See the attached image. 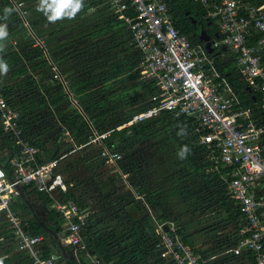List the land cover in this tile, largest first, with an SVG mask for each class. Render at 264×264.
I'll list each match as a JSON object with an SVG mask.
<instances>
[{
  "label": "built area",
  "instance_id": "built-area-1",
  "mask_svg": "<svg viewBox=\"0 0 264 264\" xmlns=\"http://www.w3.org/2000/svg\"><path fill=\"white\" fill-rule=\"evenodd\" d=\"M192 1L215 28V37L207 38L209 51L204 42L191 43L172 25L163 0H104L136 50L139 77L152 89L148 105L132 114L127 124L162 110L190 118L195 143L212 162L227 209L221 212L223 225L215 230L216 243L210 251L193 246L184 234L182 239L174 215L166 212L167 218H157L147 204L144 228L158 258L173 264H207L218 249L219 254L264 264V0ZM19 5L20 1L14 3ZM218 64L233 67L242 81L239 90L245 91L244 102ZM9 88L0 83V129L13 137L12 154L5 160L8 174L0 163V229L7 230L5 242L21 252L28 264H64L53 251L41 254L42 236L30 233L24 216L9 208L18 196L15 185H30L51 199L48 208L62 219L58 239L68 246L76 264H111L87 254L82 244L81 227L89 210L64 195L67 185L58 163L67 153L37 158L40 149L19 135L14 122L17 116L29 115L19 98L4 96ZM104 135L93 133L86 143ZM39 143L45 145V140ZM1 151L2 157L10 154L5 148ZM98 156L105 163L120 159L118 152L105 148ZM133 198L141 196L134 193Z\"/></svg>",
  "mask_w": 264,
  "mask_h": 264
},
{
  "label": "trees",
  "instance_id": "trees-1",
  "mask_svg": "<svg viewBox=\"0 0 264 264\" xmlns=\"http://www.w3.org/2000/svg\"><path fill=\"white\" fill-rule=\"evenodd\" d=\"M18 1H20L21 5L15 7L14 3ZM163 1L167 6L172 25L179 32L186 35L191 43H195L197 40H199V34L195 31L194 24L188 18V15L190 14L194 15L195 19L198 20L207 38L215 37L214 26L210 24L208 20L202 18L201 9L197 3L193 2L192 0ZM39 3V0H0V4H2L0 5V8L2 9V11H0V24L6 25L8 32L7 38L0 41V43H8L10 47L16 46L15 48H17V45H19L21 50L20 55L24 59L28 58L32 53L40 51V46H42V44H46L48 41H52L55 35L61 30L58 28L55 31L51 30L42 34L43 31L37 28L40 20L37 17L39 14L36 13L35 9L39 8ZM5 9L12 10L7 14V16L10 15V17L6 16ZM82 12L87 13L86 16H90V14L95 13L97 16L99 15L96 17V19H92L89 27H87L86 30H92L101 27L110 29L113 25H116L117 27L110 31V34L115 40L118 35L122 37V39L124 37L123 40L120 39L117 42V46L122 47L125 41L128 39V36L125 37V29L118 25V21L110 14V11L108 10L104 0H84L82 11L80 13ZM34 41L36 42V45H33L30 48L29 44ZM38 42L42 44L40 45ZM128 57L129 54L127 53L125 55V61L122 62V64H124L126 67L133 65L131 61L127 60ZM15 59L17 60L21 58L18 56ZM130 70L128 71V69H123L118 66V72L126 71V73H123L122 76L118 77L117 82L119 84H124L126 87H128L138 83V68L131 71ZM219 70L221 71V74H225L229 84L234 87L237 97L244 102L246 97L244 94L245 91L243 89L239 90V87L242 86V81L236 75L233 67L230 64H226V66L223 67L219 65ZM80 80L81 79L78 78L74 79L73 81H66V79L63 78L67 92L63 90L64 85H62V87L59 80L57 78L53 79V77L50 75L47 78L41 77L40 74L36 75V77L31 76L29 82L22 86L23 88H44L47 84L56 82V92L59 90L57 94L49 95L47 91H45L46 99H44V96H41L44 101L43 107L45 111L49 113H51V105H55L61 100L67 101V116L63 114V108L65 107L59 108L56 111V116L58 117V121L56 122L59 124V128L55 130L53 137V151L46 143L49 139L48 131H45L43 125L36 121L35 116L31 117V115L27 113V115H29L28 118H26V116H17L15 118V125L20 130L19 135L24 137V139L29 144H32L40 149V152L36 154L37 158H40L41 156H49L54 158L60 155V153H67V150H76L78 148L92 145L96 147L94 156H96L99 163L106 164L105 162L101 161L98 156L99 151L102 148H105L108 151H115L119 153L120 159L116 160L115 164L120 171L124 170V166L121 163L122 161H126L128 165L134 170V163L132 161L131 155L129 154L130 149H132L134 145L140 141L146 132L160 126H164L168 132H170L173 142L182 150V153L184 154L183 156L187 158L185 160L190 162L191 176L194 174L193 179L194 182L197 183L198 189L203 195L202 202L206 203L205 208L214 210L217 207L215 210L217 213H221L223 209L227 210L224 203V194L221 186L219 185V178L217 174L212 171V162L207 159L205 153L201 150V146L195 143V137H193L192 132V120L190 118L185 117L184 115L173 116L170 112L162 110L154 116L125 124L131 118L132 114L138 112L148 105L145 101V104L141 107V109L121 117V119H119V121H117L115 124L106 128L95 127V123H92L91 120L98 116H102L109 111L107 108H99L98 104L100 100L96 99L92 95H87L85 97L72 95V100L70 99L69 94H72V87ZM144 88L145 99H147V96L149 93H151L152 89H150L146 84ZM9 89V92H3L4 96L6 98L8 96L10 97V95L12 97H16L17 94L11 91V87ZM16 104L17 103H15V105ZM120 125L122 126L116 128V126ZM64 132H67V135H65ZM102 132L105 133L103 138L97 139L92 143H86L89 138L92 137L93 133L98 134ZM30 134H35L36 136L31 137L29 136ZM63 136L70 138L71 142L66 144L67 149L65 151L60 152L58 144L61 143ZM39 139H44L45 145L40 144ZM12 140L13 137L10 135V133H3L0 129V150L5 148L10 152V154L6 156H0V163L7 174L9 171L6 169L5 160L9 155L12 154ZM58 170L61 172L59 167ZM136 170L137 169H135V172ZM136 175L140 177L138 173H136ZM139 182L140 183L138 185H132V190L134 193H136V195L141 196V199L132 198L127 201V203L122 201L120 202V200H111L102 204L96 209L88 207L86 204L74 198L73 194L70 192L67 182H65L67 187L64 195L67 196V198H72L75 204L80 208H86L89 210L88 215L85 217L84 224L81 227L82 244L87 254L94 255L101 260L110 262L111 264H173L169 259L158 258L157 249L154 247V243L149 240L144 228V223L146 220V215L144 214L145 204L151 207L152 213L157 218H167V211L163 209L159 199H157L159 196L156 195V193H150L148 191L146 182L142 180V178H139ZM20 189L22 194L28 199L31 205L32 201L30 196H36L40 206L42 207V210L44 211V217L42 218L35 210L37 216L48 228L53 230L59 238L60 230L62 228L60 222H62V219L52 209L48 208L51 199L45 194L35 192L30 185H20ZM9 208L16 212L19 209L24 210L23 216L26 220L25 228L32 234L38 233L42 236L40 248L41 254L43 256H46L52 250H54L55 254L58 255L52 237L40 229L36 222L30 217L26 206L18 196L10 201ZM110 209H113V212L111 213L113 222L114 220L121 222L123 226L122 230H110L112 226L110 227L109 225L102 224L104 221V214H106ZM132 211L138 212V218H134L131 215ZM115 224L113 227H115ZM180 229L179 235L182 237V239H184V232L181 227ZM7 236V230L0 229V238L5 239ZM6 243L13 247L11 243ZM63 248L67 253L69 263L76 264L72 259L68 246L63 245ZM78 253L80 257L83 252L79 251ZM21 254L16 251V253L5 256L4 258L0 259V264H9L12 260L16 259L17 256H19L20 260H24L26 262V258H22ZM80 259L82 260V258Z\"/></svg>",
  "mask_w": 264,
  "mask_h": 264
},
{
  "label": "rangeland",
  "instance_id": "rangeland-1",
  "mask_svg": "<svg viewBox=\"0 0 264 264\" xmlns=\"http://www.w3.org/2000/svg\"><path fill=\"white\" fill-rule=\"evenodd\" d=\"M38 9H35L40 20L37 28L43 31L42 34L51 30L55 31L58 28L61 30L52 41H48L46 44L38 42V44H42L41 50L32 53L26 59L21 57L19 45L15 48L16 46L10 47L8 43H0L2 46L0 47V60L7 63L9 69L6 74H0V83L10 86L11 91L17 94L16 98H19L23 111L29 113L31 117L35 116L36 121L43 125L45 131H48L49 139L46 143L52 151L54 150L55 130L59 128V124L56 122L58 121L56 111L65 107L63 114L67 116V101L61 100L55 105H51V113L45 111L41 96L46 99L45 91L49 95L57 94L59 91L56 92L57 83L52 82L44 88H23L22 86L29 82L31 76L36 77L40 74L41 77L47 78L50 75L53 79L60 78L61 83L63 78L66 81L80 78L81 80L71 89L70 99L72 100V95L79 97L92 95L100 100L99 108H107L109 111L91 120L92 123H95V127L106 128L115 124L121 117L141 109L146 101L144 80L138 76V83L128 87L117 82L118 77L127 71L118 72V66L128 69V71L137 69L138 59L136 50L128 39L122 47L117 46V42L120 39L123 40L124 37L122 39L118 35L116 40L112 37L110 31L114 30L116 25H111L110 29L101 27L86 30L92 19H96L99 15L97 16L95 13L86 16L87 13H80L81 9L74 18L65 17L53 22L43 11ZM0 11H2L1 8ZM188 18L199 34L202 27L198 20L192 14L188 15ZM29 45L31 48L36 45V42H31ZM127 53L129 54L127 60L133 63L129 67L122 64ZM18 56L21 59L16 60L15 58ZM61 83V86L64 85V81ZM63 90L67 92L65 85ZM121 126H116V128ZM70 142V138L63 136L61 143L58 144L60 152L65 151L66 144ZM95 150L96 147L92 145L76 150H67L66 156L58 163L73 197L88 207L96 209L111 200L127 203V191L132 190V185H138L139 178H142L148 186V191L159 196L157 199L163 209L169 214L177 216L176 222L178 216L186 219L181 224L177 222L182 227L185 237L190 236L193 231L205 234L222 227V216L217 215L213 209L205 208L206 203L202 202L203 195L199 191L197 183L194 182V174L191 176L190 162L185 160L187 158L173 142L166 127L160 126L149 130L130 149L129 154L132 157L134 168L137 169L136 172L126 161H122L124 166L122 172L126 174L113 177L115 168L111 164L99 163L94 156ZM2 153L0 150V154ZM30 199L32 207L43 218L44 211L36 196H30ZM17 212L21 216L24 215L23 209H19ZM112 212L113 209H110L104 214L102 224L112 226L110 230L120 231L123 226L117 220L113 222ZM131 215L134 218L139 216L137 211H132ZM114 224L115 227H113ZM60 225L62 226V222ZM12 253L16 252L11 245L0 243V255L8 256ZM19 263L23 264L17 256L9 264Z\"/></svg>",
  "mask_w": 264,
  "mask_h": 264
},
{
  "label": "crops",
  "instance_id": "crops-1",
  "mask_svg": "<svg viewBox=\"0 0 264 264\" xmlns=\"http://www.w3.org/2000/svg\"><path fill=\"white\" fill-rule=\"evenodd\" d=\"M106 164H111L115 168L114 175H112L113 177H117L118 175L123 176L126 174L125 172H122L117 168L115 162L114 163H106ZM109 171H111V170H109ZM133 195H134V191L129 189L127 191L128 201L133 198ZM216 208L214 210H216ZM217 215L222 216V213H217ZM176 217L177 216L175 215V218ZM184 220H186V219L184 217H181V216H178V218H177V222L179 224H181V222ZM209 223H211V221H209ZM214 232H215V230L211 231L210 233L206 232L205 234H203L201 232H194L193 231V233H191L190 236H186V240H188L189 243H191L195 247L206 248V250L210 251L211 246L215 245V243H216L215 237H214V234H215ZM5 239L0 238V243L6 244ZM14 251H15V249H14ZM52 251L54 252V250H52ZM18 253L21 254V252H18ZM214 255H216V257L213 258L211 261H208L207 264H250V262H248L247 259L245 260V258H233L227 254H219V249L214 251ZM21 256H22V258L24 257V255H22V254H21ZM4 257H5V255H3V254L0 255V259L4 258ZM21 261L23 262V264H27L24 260H21ZM19 264H22V263H19Z\"/></svg>",
  "mask_w": 264,
  "mask_h": 264
},
{
  "label": "clouds",
  "instance_id": "clouds-1",
  "mask_svg": "<svg viewBox=\"0 0 264 264\" xmlns=\"http://www.w3.org/2000/svg\"><path fill=\"white\" fill-rule=\"evenodd\" d=\"M82 6L83 0H40L38 10L43 11L50 21L55 22L65 17L69 19L74 18L82 9ZM11 11V9H5L6 16ZM7 36L6 25L0 24V41L6 39ZM8 71L7 63L0 60V74H6Z\"/></svg>",
  "mask_w": 264,
  "mask_h": 264
},
{
  "label": "water",
  "instance_id": "water-1",
  "mask_svg": "<svg viewBox=\"0 0 264 264\" xmlns=\"http://www.w3.org/2000/svg\"><path fill=\"white\" fill-rule=\"evenodd\" d=\"M198 39L202 42H204V47L207 51L210 50L209 48V42L207 37L205 36L203 30L201 29L199 35H198ZM1 167V165H0ZM5 177L8 181H10V177L5 173ZM15 189L18 193V197L21 199V201L23 202V204L26 206L27 211L30 215V217L36 222V224L40 227V229H42L44 232L48 233L53 240L54 246L56 251L58 252V254L60 255V257L62 258L64 264H70L69 263V258L67 256L66 251L63 248V245L61 243V241L58 239L57 234L51 230L50 228H48L37 216V213L35 211V209L32 207V205L30 204V202L28 201V199L22 194L21 189L18 185H15Z\"/></svg>",
  "mask_w": 264,
  "mask_h": 264
}]
</instances>
